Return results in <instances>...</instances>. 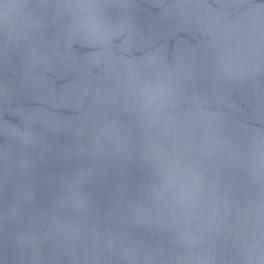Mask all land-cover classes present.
Listing matches in <instances>:
<instances>
[{
	"label": "clouds",
	"instance_id": "clouds-1",
	"mask_svg": "<svg viewBox=\"0 0 264 264\" xmlns=\"http://www.w3.org/2000/svg\"><path fill=\"white\" fill-rule=\"evenodd\" d=\"M155 6L145 22L138 0H0V63L18 72L0 82V189L14 187L0 249L27 264H264V0ZM60 132L73 142L48 140ZM48 159L68 167L44 178L41 208Z\"/></svg>",
	"mask_w": 264,
	"mask_h": 264
},
{
	"label": "water",
	"instance_id": "water-1",
	"mask_svg": "<svg viewBox=\"0 0 264 264\" xmlns=\"http://www.w3.org/2000/svg\"><path fill=\"white\" fill-rule=\"evenodd\" d=\"M138 2L142 5L144 9L150 10L152 16L143 15L142 19L145 22H152L154 17H156L161 9L156 7L155 5L159 2V0H138ZM212 2V0H209ZM215 6V5H214ZM177 38L183 39H191L185 32H180L176 38L170 39L169 46L174 47ZM192 43H196L195 40H192ZM18 78V72L14 71L12 67L5 68V66L0 63V82L8 84L13 80ZM71 79L69 77L65 80H58L57 85H61L64 83H68ZM6 107V105L4 106ZM59 111L64 116H74L75 113L72 109H59ZM6 119H11V117L5 114ZM48 140L52 144H59V145H68L73 142V137L70 133L67 132H60L57 134L48 133ZM84 163H88V161H84ZM68 166L63 164L62 162L56 161L55 159H48L43 163H37L36 166V199L37 204L41 208H45L48 206L50 197H49V188L44 183V178L48 177L53 174H57L63 170H65ZM117 182V178L114 177L113 173L110 171L108 175L105 177V185L107 184H115ZM93 191L96 194V203L98 206L102 208H106L110 204V193L107 186L103 187H96L93 186ZM14 198V187L10 180L6 181L2 189H0V207L7 208V206L12 202ZM5 229L11 231V225L5 224ZM29 254L25 253V260L22 261L20 259L19 253L14 252L10 241L5 240L3 243L2 249H0V264H27V256Z\"/></svg>",
	"mask_w": 264,
	"mask_h": 264
}]
</instances>
